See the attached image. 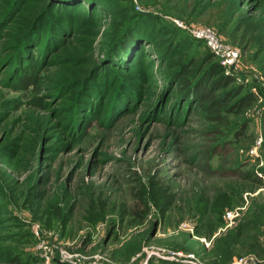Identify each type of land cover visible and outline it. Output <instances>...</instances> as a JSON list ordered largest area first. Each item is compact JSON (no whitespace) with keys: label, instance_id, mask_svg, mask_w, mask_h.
<instances>
[{"label":"rangeland","instance_id":"374dc122","mask_svg":"<svg viewBox=\"0 0 264 264\" xmlns=\"http://www.w3.org/2000/svg\"><path fill=\"white\" fill-rule=\"evenodd\" d=\"M263 35L264 0H0V264H264ZM182 66L256 105L215 123Z\"/></svg>","mask_w":264,"mask_h":264},{"label":"trees","instance_id":"16d2710c","mask_svg":"<svg viewBox=\"0 0 264 264\" xmlns=\"http://www.w3.org/2000/svg\"><path fill=\"white\" fill-rule=\"evenodd\" d=\"M68 29L71 28L69 27ZM142 40L139 28L128 23L127 27L125 26L121 30L114 58L118 57V51L125 55L132 53L131 51L136 49L135 47ZM27 68L28 70L23 73L22 78L19 80L18 89L27 90L31 87L33 90H37L40 87L39 82L42 80V76H39V71L35 64L29 63ZM185 68L184 66L181 67L182 76L180 77L185 87L186 93L184 96L190 100L194 98L215 123L224 124L227 115H242L256 105L258 98L253 93H243L244 88L241 86L237 87L234 85L229 88L233 84L231 77L211 79V83L207 87L202 84L206 76L201 75L202 77L200 76L198 80L188 79L186 78ZM218 91H223L224 93L216 96L215 93ZM30 103L35 107L40 108L42 106V101L38 97H34ZM239 130L241 132L237 133L238 138L240 136L243 137L246 133L243 129Z\"/></svg>","mask_w":264,"mask_h":264},{"label":"built area","instance_id":"2783aa9c","mask_svg":"<svg viewBox=\"0 0 264 264\" xmlns=\"http://www.w3.org/2000/svg\"><path fill=\"white\" fill-rule=\"evenodd\" d=\"M196 39H205L207 41L208 46L211 50L218 56L219 54H229V49L222 47L214 36L210 33L209 30H199L192 33ZM231 53V52H230ZM233 55V53H231ZM236 215L233 216V213L227 214V218L233 219ZM234 264H244L242 262H235ZM247 264V263H246Z\"/></svg>","mask_w":264,"mask_h":264}]
</instances>
